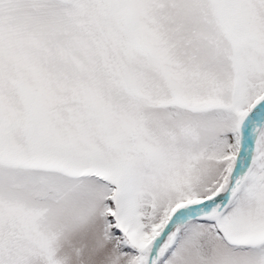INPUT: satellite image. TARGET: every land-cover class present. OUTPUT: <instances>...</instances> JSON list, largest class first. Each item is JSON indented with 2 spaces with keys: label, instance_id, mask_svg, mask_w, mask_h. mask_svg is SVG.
Instances as JSON below:
<instances>
[{
  "label": "snow or ice",
  "instance_id": "obj_1",
  "mask_svg": "<svg viewBox=\"0 0 264 264\" xmlns=\"http://www.w3.org/2000/svg\"><path fill=\"white\" fill-rule=\"evenodd\" d=\"M0 264H264V0H0Z\"/></svg>",
  "mask_w": 264,
  "mask_h": 264
}]
</instances>
